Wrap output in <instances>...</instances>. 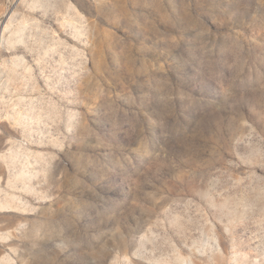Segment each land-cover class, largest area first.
Wrapping results in <instances>:
<instances>
[{
  "label": "rangeland",
  "instance_id": "rangeland-1",
  "mask_svg": "<svg viewBox=\"0 0 264 264\" xmlns=\"http://www.w3.org/2000/svg\"><path fill=\"white\" fill-rule=\"evenodd\" d=\"M0 264H264V0H0Z\"/></svg>",
  "mask_w": 264,
  "mask_h": 264
}]
</instances>
